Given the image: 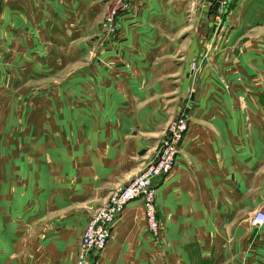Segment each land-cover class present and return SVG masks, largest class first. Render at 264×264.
Instances as JSON below:
<instances>
[{"label":"crops","instance_id":"crops-1","mask_svg":"<svg viewBox=\"0 0 264 264\" xmlns=\"http://www.w3.org/2000/svg\"><path fill=\"white\" fill-rule=\"evenodd\" d=\"M112 1L24 2L33 23L82 32L65 46L63 31L54 35L57 48L40 60L70 72L55 79L54 111L25 112L40 122H25L23 133L9 116L0 127V264H74L93 212L155 158L182 110L189 130L175 167L157 180L159 237L143 201L132 200L96 264H264V226L250 223L264 201V28L244 26L257 23L251 3L262 0L235 2L214 32L228 42H216L197 84L190 61L210 32L175 26L195 2L194 25L206 27L207 0H123L111 36L101 26ZM180 36L176 46L170 39Z\"/></svg>","mask_w":264,"mask_h":264},{"label":"rangeland","instance_id":"rangeland-1","mask_svg":"<svg viewBox=\"0 0 264 264\" xmlns=\"http://www.w3.org/2000/svg\"><path fill=\"white\" fill-rule=\"evenodd\" d=\"M24 2L25 0H0V127L5 125L7 119L10 118V120L12 119L11 121L14 122V126L19 133H23L25 122H31L34 120L37 122L35 125H38L40 122L35 118L31 120L25 118L23 115L25 112L37 111L38 115L39 111L48 113L54 111L55 104L51 98L55 94V79H60L65 76L66 72H57L47 66L45 68L43 67L45 63L40 61L44 60L45 57L49 55L48 52L57 48L54 47V35L58 34L57 37L60 38L59 33L63 31V38L67 39L71 37L74 38L78 32H82V30L78 31L75 30L76 28H70V22L54 23L53 21V23L50 24L33 23V19L36 16L28 15L27 8L24 7L27 3L24 4ZM217 2H220V6L215 10L214 6ZM224 2L229 1L207 0V10L203 13L207 18L206 27L202 24L194 25L192 16L197 13V5L195 2V5L192 6L188 12L189 20L186 23L181 24L179 27L177 25L175 26V29L177 30L176 34H179L182 30L185 31L183 34H198V32L204 28L210 32L208 38L206 37L202 40V47H206V52L199 57L192 54V59L190 61V68L192 70L194 69L196 84L201 79L202 75L200 74V70L205 65L204 60L214 56L212 48L215 46L216 42H218V45L223 44V46L228 42L226 38L217 37L214 32L221 31V28L224 27L227 14L232 10L234 5L238 3H235L237 0H231V2L223 8L222 4ZM259 3H256L255 1H252L251 3L253 6L250 14L258 18V21L256 24H245L244 26H248L246 31H261L264 28V23L262 22L264 19V0ZM118 4L117 1H112L110 6L105 9L104 22L102 23L101 31L104 30L110 35L112 33L108 29L107 16L112 11V8L118 6ZM121 9L123 8H119L118 10ZM63 15H65V10H63ZM41 20L43 21V19ZM55 25L56 28L58 26L59 30L55 28ZM66 39H60L58 41L65 46L66 43L67 45L70 44V41ZM72 40L73 43L77 42V38ZM170 40H174L176 46H181L184 38L180 36L179 38L175 37ZM243 41L244 40H241V38H237L233 43V46H241ZM92 42L85 38L87 46L96 45L100 47L103 44L99 40L96 41L97 44H92ZM208 49H210L209 53H207L209 51ZM41 53H43L42 57H39V54ZM182 57L184 56L181 54L180 58L179 56L176 57V60H179L177 66L179 69L183 68L184 71H181L186 74L187 69H185V62L187 60ZM210 61L211 60L207 61L208 65ZM69 75L70 72L65 78ZM47 97H49L48 102H46V100L43 102L39 101L40 99ZM173 120L174 118L167 125L164 137L166 136L167 129ZM255 230L256 236L259 235V232L260 235L262 234V230Z\"/></svg>","mask_w":264,"mask_h":264},{"label":"built area","instance_id":"built-area-1","mask_svg":"<svg viewBox=\"0 0 264 264\" xmlns=\"http://www.w3.org/2000/svg\"><path fill=\"white\" fill-rule=\"evenodd\" d=\"M117 2L118 6L113 7L107 16L108 29L113 35L118 30L117 18L120 13L118 9L128 8L125 1L118 0ZM189 125L188 114L182 110L169 125L155 158L127 184L112 190L109 199L93 212L85 227L74 264H96L98 262L101 253L112 238L114 226L127 204L132 200L143 201L148 230L154 236H159L157 180L168 175L175 167L180 146L189 130ZM250 223L256 228L264 226V201L251 216Z\"/></svg>","mask_w":264,"mask_h":264},{"label":"bare ground","instance_id":"bare-ground-1","mask_svg":"<svg viewBox=\"0 0 264 264\" xmlns=\"http://www.w3.org/2000/svg\"><path fill=\"white\" fill-rule=\"evenodd\" d=\"M159 148V147H158ZM156 201H157V193H156ZM157 211H158V204H157ZM145 214H146V211H145ZM158 217H159V214H158ZM147 220V218H146ZM159 222H160V218H159ZM148 227V226H147ZM150 232V231H149ZM151 233V232H150ZM160 233H161V224H160ZM152 234V233H151ZM153 235V234H152ZM160 235V234H159ZM154 236V235H153ZM154 237H158V236H154Z\"/></svg>","mask_w":264,"mask_h":264},{"label":"water","instance_id":"water-1","mask_svg":"<svg viewBox=\"0 0 264 264\" xmlns=\"http://www.w3.org/2000/svg\"><path fill=\"white\" fill-rule=\"evenodd\" d=\"M219 6H220V2H217V3L215 4V6H214V9H215V10L218 9Z\"/></svg>","mask_w":264,"mask_h":264}]
</instances>
